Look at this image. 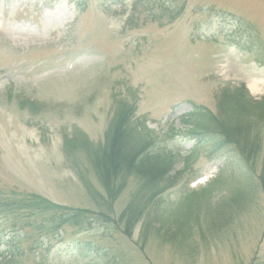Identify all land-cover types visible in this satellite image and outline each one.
Returning a JSON list of instances; mask_svg holds the SVG:
<instances>
[{
	"label": "rangeland",
	"instance_id": "obj_1",
	"mask_svg": "<svg viewBox=\"0 0 264 264\" xmlns=\"http://www.w3.org/2000/svg\"><path fill=\"white\" fill-rule=\"evenodd\" d=\"M220 95L225 123L259 139L255 171L189 134L192 107L218 113ZM114 98L135 106L123 151L171 157L167 178H113L111 198L90 152ZM262 99L264 0H0V194L106 215L47 236L0 216V264H264V109L251 102Z\"/></svg>",
	"mask_w": 264,
	"mask_h": 264
},
{
	"label": "trees",
	"instance_id": "obj_2",
	"mask_svg": "<svg viewBox=\"0 0 264 264\" xmlns=\"http://www.w3.org/2000/svg\"><path fill=\"white\" fill-rule=\"evenodd\" d=\"M247 30V33L239 34V38H246L245 36L249 38L251 29ZM243 93L244 88L239 87L232 90L229 89L222 94L228 95L227 99L236 100ZM223 95H220L217 100L218 113H213L203 106L192 107V111L186 115L187 118L195 120V122H192L194 131L189 132V134L198 135V143L203 144L208 157L213 158L225 155L234 168L238 170L244 169L247 172L255 171V160L257 157L255 155H257L259 149V139L257 136L251 139L249 127L243 126L239 122V125L237 124L233 128H230L225 123L223 120L225 111L222 104ZM220 98L221 100H219ZM114 101L113 116L104 134L103 144L90 152L92 156L97 158L94 166L101 176L102 185L106 188L111 198L117 195V191L110 188L114 183L113 178L117 179L120 175L132 173L144 183L157 181L160 177L163 178V176L166 177L168 175L170 169H168L167 163L169 161L165 159L171 157V154L163 153L156 147L148 146L147 143L136 148H133V146L131 148L128 147L129 149L126 152L123 151L121 147V125L122 123L124 124L126 118L133 115L135 106L133 103L119 98H114ZM251 102L264 109V99L251 100ZM145 118L144 115L143 119ZM195 129L198 130L195 131ZM77 135L80 136L79 133ZM231 146L234 148H231ZM257 178L263 187L264 157ZM128 211L129 209L126 208L122 212L121 218L125 220L124 217L128 214ZM0 216L5 217V221L11 222L12 226L21 222L23 227L31 229L41 236H47L48 234L59 232L68 226L78 229L88 227L86 229H90L97 219L104 218L105 220L106 215L85 208L60 205L37 193L11 190L8 194H0ZM131 221L132 217H129L125 225L126 230L129 228L128 224ZM19 234L15 232L14 234L6 235L8 237L2 240L5 250L8 248L10 241L18 238ZM5 252L9 253L10 251L6 250ZM12 255L9 254L8 257H12Z\"/></svg>",
	"mask_w": 264,
	"mask_h": 264
},
{
	"label": "bare ground",
	"instance_id": "obj_3",
	"mask_svg": "<svg viewBox=\"0 0 264 264\" xmlns=\"http://www.w3.org/2000/svg\"><path fill=\"white\" fill-rule=\"evenodd\" d=\"M203 181V179L200 180V182Z\"/></svg>",
	"mask_w": 264,
	"mask_h": 264
}]
</instances>
